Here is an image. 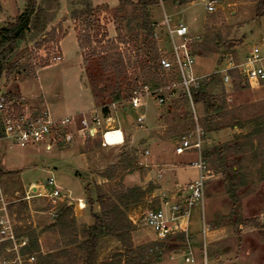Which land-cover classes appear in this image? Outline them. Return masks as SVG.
I'll return each instance as SVG.
<instances>
[{"label": "rangeland", "instance_id": "374dc122", "mask_svg": "<svg viewBox=\"0 0 264 264\" xmlns=\"http://www.w3.org/2000/svg\"><path fill=\"white\" fill-rule=\"evenodd\" d=\"M79 1L58 0L55 19L48 25L46 32L35 39L28 35L25 41L17 43L15 51L5 63L7 70L15 66L17 71L3 75L0 92L5 91L18 98L31 111L41 112L43 109L40 96L32 98L39 95L41 89L50 116L61 118L73 116V89L79 77L89 90L93 84L98 90L99 100L95 103V113L100 117V125L95 138L79 137L87 150L85 157L88 169L78 180L73 175V164L66 151L57 152L55 149L45 152L43 146L21 148L0 142V169L3 171L2 160L3 168L9 173L0 178V189L11 202L8 215L14 228L19 233L34 231L38 235L40 251L41 248L45 252L48 251L43 255L49 254L57 246L58 249L51 253H66L64 258L60 257L57 261L70 264L73 259L79 260L83 256L75 247L64 246L69 241V236L62 233L56 225L58 213L64 207L71 206L73 210L77 204V208H85V213L90 216L91 212L100 211V205L96 202L98 195L109 197L111 193L139 187L145 189L146 194L124 211L134 228L131 234L132 247L136 249L146 244L162 246L161 250L147 258L152 264H181L182 254L189 250L197 258V264H202L204 248L207 257L210 255L209 259L218 261L219 264H264V84L250 87L242 78L235 77L230 78L228 83H224L220 78V81L213 85L211 93L222 100V110L211 116L212 127L218 123L221 129L204 133L202 156L206 149L225 144L231 143L233 147L244 146L245 143L249 147L250 144L251 147L242 148L243 154L236 152L234 148L226 156L230 165L236 164L242 168L243 185L228 190L221 175L213 170L209 171L206 166L212 177L206 184L203 209L196 208L191 213L185 241H178L176 236L179 232L159 241L145 228L143 217L148 210L159 208L164 196H167L170 203H176L179 190L176 191L175 184L187 182L197 176V171L188 167L176 172V180L173 179V172H167L188 166L197 159L193 151L181 156H176L174 151L182 137L194 133L192 111L178 89L163 105L145 97L138 108H132L127 100L120 103L108 101L113 76L102 73L97 53L105 46L112 47L110 42L115 41L113 45H118L127 58L125 50H134L142 45L144 38L139 33L140 10L134 6L138 0H128L133 5H124L119 0H89L93 8L101 7L103 11L90 18L94 27L97 26L95 23H98L100 30L97 33L94 28L91 29V43L84 51H80L75 43L77 34L83 37L87 34L83 22L73 20V13L83 9L78 5ZM207 1L157 0L149 11L154 32L153 41L159 59L168 55L170 50L165 28L161 25L164 14L171 20L172 26L183 24L188 28L190 37H197L192 44L196 58L193 74L197 78L203 77L202 79L221 70L225 64L224 59L228 56L240 62L254 49H258L260 53L264 51V17L258 13V5H264V0H212L216 2L212 13L205 9ZM40 3H43V0H40ZM92 3L105 4L93 6ZM50 5L51 8L56 7L53 0ZM110 5L116 6L110 8ZM104 7L108 9L105 10ZM24 8L25 0H1L0 28L12 23ZM117 28L120 30L119 36L116 33ZM51 30L54 32L50 33ZM69 30L73 31L75 39L72 34L67 35ZM61 35L64 40L62 39L60 52L61 40H56ZM136 35H139L138 40L135 39ZM149 42L151 40L147 43ZM57 55L61 56V61L55 63L54 58ZM84 59L86 63H83ZM45 64L48 66L40 68ZM129 72L131 74V71ZM171 79V76L163 73L159 82L165 85ZM20 85L26 101L16 94ZM103 108L111 109L113 115L103 116ZM124 108H128L126 115ZM195 113L199 128L204 131V114L200 104L195 105ZM141 115H146V118L143 123H138ZM158 115L163 117L159 122ZM77 117L75 126L73 125L75 138V130L79 128L81 118ZM84 117L89 119L90 113ZM121 121L130 129H142L139 132V144L131 145L127 136L120 147H103L101 131L114 128ZM254 131H258L259 135H254L252 140H246L245 136L248 133L254 134ZM151 138L168 144L167 151L171 153V161L162 159V150L155 152L154 146L147 143ZM59 145L63 146L64 143ZM145 152L149 154L145 155ZM121 155H128V160L124 162L125 157L121 158ZM172 159L183 162L175 163ZM188 161L190 162L187 163ZM111 165H114L113 169L109 168ZM104 174H110L111 179L103 178ZM50 178L59 188V197L51 199L48 196L41 198L31 195L28 187L30 184L44 187ZM84 184L88 185L87 193ZM26 194L32 196L28 201L22 200ZM78 199L82 201L78 202ZM87 199L92 202L91 209L85 205ZM73 213L74 211L72 217ZM202 221L205 222L207 230L204 236L201 234ZM245 221L250 224L245 225ZM72 237L71 235L70 238ZM118 253H121L120 258L117 257ZM123 255L124 250L120 243L105 237L98 242L96 264H125ZM22 264H36V259L30 263L24 261Z\"/></svg>", "mask_w": 264, "mask_h": 264}, {"label": "trees", "instance_id": "16d2710c", "mask_svg": "<svg viewBox=\"0 0 264 264\" xmlns=\"http://www.w3.org/2000/svg\"><path fill=\"white\" fill-rule=\"evenodd\" d=\"M51 1V0H50ZM49 0H25L24 10L15 18L12 23L7 24L5 27L0 28V81L3 75L13 74L17 71L15 66L10 67L8 70L5 68V63L8 58L15 51L17 43L25 41L28 35L32 39H35L39 35L46 32L49 24L53 22L56 15V10L58 9V0H53L55 8H51ZM124 5H133L128 0H119ZM157 0H138L134 6L140 10V25L139 33L143 36L144 40L141 46H137L134 50H125L124 54H128L125 58L122 50L118 45H113L115 41H111V46H105L101 49L98 56V62L100 69L103 74H111L113 76V84L110 88V93L108 95V101L111 103H120L124 100L131 98L136 92L144 90L145 88L149 90L157 89L162 84L159 82V77L163 74L161 68L159 67V57L156 45L153 41V25L150 21V9L155 5ZM78 5L83 9L80 12L73 13V20L75 22L82 21L86 27L87 34L85 37L80 34L76 35L77 46L80 51H84L88 46H90L91 38L89 32L94 28L97 33L100 30L98 23L96 27L93 26L94 22L90 21L93 15L100 14L103 9L101 7L93 8L89 0H80ZM107 10V7H104ZM259 16L264 17V5H258ZM54 32V30H51ZM48 33V35L50 34ZM117 36L120 35V30L117 28ZM52 37L54 36L51 35ZM64 36L57 38L56 42L62 40ZM139 35L135 36L138 40ZM148 40L151 42L147 43ZM101 43L100 41L98 42ZM121 42H118L120 44ZM122 44V43H121ZM127 44V43H126ZM151 45V46H150ZM133 54V56H132ZM86 63V60H83ZM48 65H43L40 68L47 67ZM131 71V74L130 72ZM231 79L241 78L237 71L228 72ZM163 81V80H162ZM220 81L218 74L214 73L211 76L204 78L198 89L193 91V97L195 104H200L203 108V123L205 125L204 133L217 132L221 129L220 124L216 123L215 127H212V115L221 112L222 110V100L213 95L212 88L216 82ZM90 92L95 101L98 102V90L93 84L90 85ZM182 94V93H181ZM182 97L185 99L184 95ZM104 101V100H103ZM187 103V101H186ZM104 105V102H103ZM102 115H108V109L103 108L101 110ZM190 114V113H189ZM215 124V123H214ZM258 126V125H256ZM251 127V126H250ZM244 129V127H239ZM259 135L258 131H254V134L248 133L245 139L252 140L251 138ZM249 143V141H248ZM233 144V143H232ZM245 147H251L249 144L245 143ZM244 146H231V143L222 146L214 147L211 149H206L203 153V161L206 164L209 171L220 174L223 182L227 184L228 190H234V187H240L244 182V175L242 173V168L236 164L230 165L229 161H226V156L234 148L236 152H242ZM125 154V153H124ZM125 157L124 162H126L128 157L121 155V158ZM129 162V161H128ZM237 164L239 162L237 161ZM109 168L113 169L114 165ZM213 170V171H212ZM0 169V178L8 175ZM75 176L82 178V174L75 173ZM103 178L110 180V174L102 175ZM87 184H84L86 193ZM109 197L106 195H98L96 202L100 205V211L98 213L91 212V217L93 223L90 226L77 225L76 219L72 217V207H64L57 215L56 225L62 231V233H67L69 236V241L64 245L73 246L78 252L82 254V259L74 260L70 264H96L97 254H98V242L100 239L108 237L120 243L121 248L124 250L125 264H152L147 258H151V254H156L158 250L162 249V246H157L155 244H146L136 249L132 247L131 244V234L134 231L133 225L127 219L125 208L129 205L136 204L139 198H142L146 193L145 189L139 187L127 188L125 191H118L111 193ZM87 206L92 208V202L87 199ZM245 225L250 224L248 221L244 222ZM15 236L17 239H26V246L20 250L22 257L33 256L36 259V264H62L57 261L60 257L64 258V252L61 253H51L55 252L58 247L47 254L43 255L40 251L38 244V235L34 231L28 233H19L14 228ZM73 236L70 238V236ZM178 241L184 242L185 235L179 234L176 236ZM8 248H11L10 242H5L0 245V260L2 258L10 257L6 253ZM157 249V251H155ZM120 254L117 257L120 258ZM116 257V258H117ZM73 258H75L73 256ZM210 258V255H209ZM157 260V259H156ZM154 263V262H153Z\"/></svg>", "mask_w": 264, "mask_h": 264}, {"label": "built area", "instance_id": "2783aa9c", "mask_svg": "<svg viewBox=\"0 0 264 264\" xmlns=\"http://www.w3.org/2000/svg\"><path fill=\"white\" fill-rule=\"evenodd\" d=\"M215 4L216 2L208 0L205 5L206 11L208 13L214 12ZM161 25L165 28L170 50L168 55L160 57L159 67L165 75L171 76L172 79L157 89L149 90L145 88L136 92L127 101H129L132 108H138L144 97L151 98L157 104L163 105L169 97L175 94L174 92L177 89L181 90L192 111L195 129L192 135L182 137L178 141L174 151L176 155L195 152L197 159L190 162L188 167L197 170L198 175L182 191H179L180 196H178L176 203H170L167 196H164L159 208L148 210L144 214L143 224L145 228L159 241L169 238L176 232L187 236L191 213L196 208L203 209L206 184L212 177L202 158L204 132L198 125L195 113L196 104L193 97V91L200 87L203 80L193 74L196 58L192 44L197 40V37H190L188 28L183 24L172 26L171 20L165 14ZM60 61L61 56L57 55L54 62ZM224 63V67L216 72L224 83H228L230 80L229 71H237L250 87L264 84V51L260 53L258 49H254L250 54L244 56L240 62L228 56L224 59ZM80 117L77 130L78 136L93 138L100 125V117L97 113H93L89 119H85L84 116ZM76 118L78 117L52 118L46 110L41 112L31 111L18 98L16 99L5 91L0 92V142H6L10 146L21 148L43 146L45 151H50L57 144L70 143L73 139V125H75ZM142 121V117L137 120L138 123ZM117 132L120 131L117 129L104 131L101 136L102 146H107V137L114 139L113 135ZM145 155H148V153L145 152ZM30 193L35 197L48 196L51 199L60 195L59 188L52 178L47 180L44 187H35V192L30 191ZM30 198L32 196L26 194L22 200L28 201ZM10 204L8 196L0 189V243H11V248L6 251L10 257L2 258L0 264L33 262L35 260L33 256L22 257L20 254V250L26 246L27 240L17 239L15 236L14 225L8 215ZM206 231L205 222L202 221V236L206 235ZM206 252V248H204L201 257L202 264H219L218 261L210 260ZM181 259V264H197V259L191 250L183 253Z\"/></svg>", "mask_w": 264, "mask_h": 264}, {"label": "crops", "instance_id": "0c3cea01", "mask_svg": "<svg viewBox=\"0 0 264 264\" xmlns=\"http://www.w3.org/2000/svg\"><path fill=\"white\" fill-rule=\"evenodd\" d=\"M92 4H93V6H100V5H103L105 3H96V4L92 3ZM117 4H118V1H117L116 5ZM116 5H114V6L110 5L109 7L110 8H113ZM70 34H72V36L75 39V35H74V33H73L72 30H69V32H68L67 35H70ZM63 40L60 41L59 48H60V45L63 42ZM75 43H76V46H77L76 39H75ZM60 52H61V48H60ZM79 58H81V57L79 56ZM80 64H81V61L79 62V66H80ZM21 87H22V85H20V87L18 86V91L16 92V94H17V96H20V98L23 101H26L27 99L23 96V94L21 92ZM39 92H40L39 95H34L32 98H34L35 96L36 97H39L40 96V100L42 101V103H41L42 109L43 110L45 109L47 112H49L48 109H47L46 103L44 101V96H43V94L41 92V89H39ZM95 111H97V106H96L95 101H94V99H93V97L91 95V92H90L89 88H87L83 84V82L80 80V77H79V79L76 82V85L74 86V89H73V116H85L87 113H90V116H91V114L95 113ZM124 111H125L124 114L126 115L127 112H128V108H124ZM108 112H109L108 113L109 116L110 115H113V113H114L111 109H108ZM99 114H101V113L99 112ZM139 117H142L143 118V121L141 122V123H143L144 122V119L146 118V115H141ZM162 118L163 117L161 115H158V117H157L158 122L161 121ZM109 129H117V130H119L121 132V134H122V143L121 144H117V145H107L105 147H110V148L111 147H120V146H122L124 144L123 143L124 142V139L127 136H129V138H130L131 145H133V144H135V145L139 144L138 143L140 141L139 138H141V133H139V132H141V130H142L140 127H136V129L135 128L130 129L129 127H127V125H126L125 122L123 123L121 121V122L117 123V125L114 128H109ZM75 131L77 133V130H75ZM104 131H106V130H102L100 134L102 135V133ZM76 135H77L76 138L73 136V138H74L73 139V143L71 141L70 143L64 144L63 146L57 144V145L53 146V148L50 151V152H52L53 150L57 149V152L66 151L68 153V157H69L68 159L73 164V175L74 176H75V173L76 172L79 173V174H84L87 171V169H88V161H87V159L85 157V155L87 153V150H85V148H84V142L82 140H80L78 134H76ZM147 143H151L154 146L155 152H158L159 150H162L161 156H162V154H164L162 156V159L165 158V160H168V162L171 161V159H170L171 153H168L169 151H167V147H168V144L167 143H164V141L155 140L153 138L149 139L147 141ZM31 148H34V147H31ZM187 153H189V152H187ZM148 154H149V152H148ZM176 156H181V155H176ZM156 159L158 160L159 158L156 157ZM190 161H192V160H190ZM190 161H188L187 163H189ZM173 162L179 163V162H183V161H179L178 162V161L173 160ZM76 166H78V168H76ZM185 167H188V166H184L183 168L182 167L181 168H177L175 171H169L168 170L167 172H173V179L176 180V176L178 175L176 172L177 171H180L182 169H185ZM1 168L3 169L4 172H6V170L2 166V160H1ZM190 169H192V168H190ZM197 175H198V173H197ZM75 177L78 178L77 176H75ZM196 178H197V176H196ZM195 179L188 180L187 182H184V183H181V184H175L176 191H178V190L179 191H182V189L188 183H190L191 181H193ZM78 180H80V179L78 178ZM176 183H178V182H176ZM28 187H30V191L31 192L32 191L35 192V189H34L35 188V185L34 184H30ZM179 191L177 192L178 195H176V197L180 196ZM77 201L78 202L79 201L81 202L82 200L81 199H78ZM85 203H86V201H85ZM69 204L72 205V203H69ZM85 205H87V204H85ZM76 206H77V204H76ZM76 206H74L73 211H74V216L76 218L77 223L79 225L83 224L85 226L92 225L93 219L91 217V214H90V216H88L85 213V208H83L84 209L83 210V209L77 208ZM46 252H48V251H46ZM46 252L43 251V248H41V253L42 254H46Z\"/></svg>", "mask_w": 264, "mask_h": 264}, {"label": "bare ground", "instance_id": "6f19581e", "mask_svg": "<svg viewBox=\"0 0 264 264\" xmlns=\"http://www.w3.org/2000/svg\"><path fill=\"white\" fill-rule=\"evenodd\" d=\"M113 137H115V138L114 139H110L109 136L107 137L106 145H117V144H121L122 143V136H121L120 132L119 133L118 132L115 133L113 135Z\"/></svg>", "mask_w": 264, "mask_h": 264}]
</instances>
